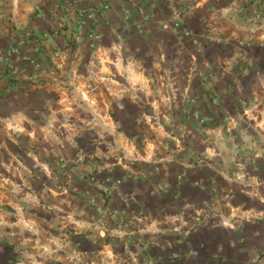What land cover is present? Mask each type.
Returning a JSON list of instances; mask_svg holds the SVG:
<instances>
[{"label":"crops","instance_id":"1","mask_svg":"<svg viewBox=\"0 0 264 264\" xmlns=\"http://www.w3.org/2000/svg\"><path fill=\"white\" fill-rule=\"evenodd\" d=\"M100 2L0 0V264H69L72 222L65 212L96 221L85 200L102 197L78 166L68 167L73 190L61 192L60 164L79 160L80 148L98 166L112 167L118 136H138L147 154H166L147 139V98H184L189 89L203 102L215 86L229 87L235 73L245 101L264 98V0H112L98 9ZM139 5L144 16L124 21V9ZM88 7L95 19L88 11L80 16ZM257 11L259 23L252 19ZM11 46L20 54L16 76L2 59ZM34 62L41 70L35 80ZM175 103L177 118L181 100ZM180 162L162 164L156 175L145 163L113 166L126 178L109 205L122 208L127 196L134 213L166 231L147 233L141 243L117 242L99 239L96 225L86 224L89 238L99 235V253L114 254L116 264H264V171L248 176L251 193L245 177L215 185L210 170L190 167L198 188L176 181ZM21 206L25 221L16 222Z\"/></svg>","mask_w":264,"mask_h":264},{"label":"rangeland","instance_id":"2","mask_svg":"<svg viewBox=\"0 0 264 264\" xmlns=\"http://www.w3.org/2000/svg\"><path fill=\"white\" fill-rule=\"evenodd\" d=\"M177 17H175L176 22H178ZM238 75L237 73L231 75L232 82L227 88L215 86L212 89L213 92L206 100L203 99V102L189 97V89L186 87L184 98H160L162 100L159 103L158 98H156L157 100L147 98L148 100L144 103L148 118H145L144 121L150 127L147 139L159 142L167 150L166 154H151L162 158L163 164L181 161L180 170L175 176L176 181L187 180L194 187L200 188L201 182L190 179L188 170L190 167L205 168L212 172L215 185H219L222 181L234 183L241 180L238 175L242 176V179L245 177L246 187L252 193L253 183L248 180V176L253 178L261 170L264 171V98L260 100L251 98L245 101L241 95V87L234 84ZM167 91L169 93L170 88H167ZM261 91L264 92V87L261 88ZM222 98H229V100L224 103ZM135 99L142 100V98ZM178 100H181L182 113L176 118V112L180 110L178 104L175 103ZM162 108L164 109L162 110ZM193 129L196 130L197 136L193 135L195 131L190 133V130ZM121 141L137 145L139 142H145L138 139V136L135 137V140L127 136H118L117 142ZM178 147L181 151L177 157L175 151ZM206 148H210V150L206 151ZM69 170H66L67 175L70 174L71 181L74 183V176ZM78 171L81 175L83 168ZM62 174L64 178L65 172L62 171ZM83 178L86 179V176ZM62 181L63 179L57 184V187ZM214 188L213 186L212 190ZM159 190L162 191V188L160 187ZM261 199L264 204V196ZM105 201L108 204L110 200H105L103 197L99 203H105ZM85 203H89V199L85 200ZM248 203L252 205L253 201L249 200ZM51 205L49 204V206ZM25 213L26 210L22 206L14 210L16 217L24 216ZM261 216L264 221V211L261 212ZM150 223L148 222V224ZM147 233L144 232L140 236L144 238Z\"/></svg>","mask_w":264,"mask_h":264},{"label":"built area","instance_id":"3","mask_svg":"<svg viewBox=\"0 0 264 264\" xmlns=\"http://www.w3.org/2000/svg\"><path fill=\"white\" fill-rule=\"evenodd\" d=\"M112 0H101L99 8L107 9L110 7ZM87 12L86 17L95 19L96 9L95 7L84 8L81 13ZM134 15L144 16V9L142 6H136L135 8H125L123 12V20L129 21L134 17ZM261 13L255 12L252 19L255 23L259 22L261 19ZM84 19H80L83 23ZM5 56L2 57L5 68L13 76H16L20 72V68L17 64L18 58H20L19 50L17 46H11L6 52ZM15 54V56L11 55ZM13 56V57H12ZM40 64L39 62H34L32 66V70L29 73L30 79L38 78L40 74ZM114 162L113 164L121 165L124 163H132L139 164L145 163L147 165H151L150 173L152 175H156L160 172L161 166L164 163L162 158L156 157L154 154H147L144 152L137 144L132 142H124V143H114ZM77 157H80L76 162H71L72 165H69L67 161L61 162L60 167L62 168L63 173L65 172V177L63 178L62 183L59 185L58 189L68 194L71 190H73L74 183L71 181V176L67 175L66 170H68L69 166H73L77 170L83 168L82 177L86 176V179L90 182L92 188L97 189L101 192V197L105 198V200H110L109 197L117 192L120 185L124 182L126 176L125 174H118L115 172L113 166L108 168H102L95 164V162L85 158L83 156V152L80 148H77ZM81 155V156H79ZM141 174L146 176L145 173L141 172ZM121 201L123 203L122 208H115L112 205L105 203L96 202V198L94 195L89 196V203L95 209V212L98 216V219L95 221H86L82 218H77L73 213L65 212L67 219L72 222L71 223V234L72 237V245L70 248L66 250L65 256L66 260L69 264H116L114 254L111 256L104 257L99 253L96 249L97 240L99 235H95V237H88V232L84 230L86 224L91 226L96 225L97 233L102 232L103 237L108 238L112 241L117 242H128V241H139L143 239L140 235L144 232H148L151 235H158L165 233V229H156L151 227L148 222H145L144 213L140 210L137 213L133 212L132 200L127 196H121ZM53 208V205L49 206ZM143 218V219H142ZM16 222H24L25 217L19 215L15 219ZM32 228L31 225H27ZM174 230V229H173ZM98 236V237H97Z\"/></svg>","mask_w":264,"mask_h":264}]
</instances>
